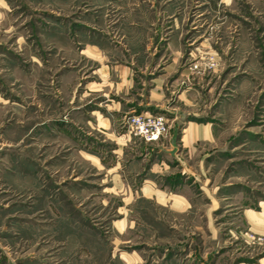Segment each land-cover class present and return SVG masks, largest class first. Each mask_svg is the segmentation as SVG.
<instances>
[{
	"label": "rangeland",
	"instance_id": "rangeland-1",
	"mask_svg": "<svg viewBox=\"0 0 264 264\" xmlns=\"http://www.w3.org/2000/svg\"><path fill=\"white\" fill-rule=\"evenodd\" d=\"M0 264H264V0H0Z\"/></svg>",
	"mask_w": 264,
	"mask_h": 264
},
{
	"label": "built area",
	"instance_id": "built-area-1",
	"mask_svg": "<svg viewBox=\"0 0 264 264\" xmlns=\"http://www.w3.org/2000/svg\"><path fill=\"white\" fill-rule=\"evenodd\" d=\"M134 132L146 142L157 141L165 131L164 121L159 117L140 116L132 122Z\"/></svg>",
	"mask_w": 264,
	"mask_h": 264
}]
</instances>
